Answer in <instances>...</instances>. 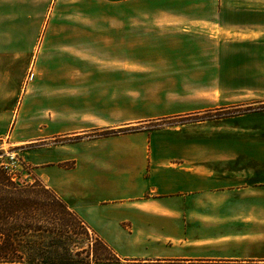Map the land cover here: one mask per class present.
<instances>
[{"label":"crops","instance_id":"1","mask_svg":"<svg viewBox=\"0 0 264 264\" xmlns=\"http://www.w3.org/2000/svg\"><path fill=\"white\" fill-rule=\"evenodd\" d=\"M140 1L0 0V138L82 135L38 178L119 259L105 264H264V108L84 137L264 105V0H217L196 30L156 34L149 47L174 52L191 92L126 102L108 58L141 48L140 17L119 13Z\"/></svg>","mask_w":264,"mask_h":264},{"label":"rangeland","instance_id":"2","mask_svg":"<svg viewBox=\"0 0 264 264\" xmlns=\"http://www.w3.org/2000/svg\"><path fill=\"white\" fill-rule=\"evenodd\" d=\"M45 2L49 3L50 0H45ZM216 2L217 0H141L126 7L124 11H119L122 16L124 14V17H140L141 19V25L138 26L141 48L134 53L125 49L122 51V57L108 58V65L119 66L118 70L123 71V93L126 102L131 99H153L155 101L180 99L182 96L185 97L186 92H191L188 89L183 91L179 87V82L184 81V77L183 74L177 73L179 67L170 60L175 55L174 52L170 50L167 52L164 48L152 49L149 47V43L156 34H164L172 27L178 31L185 28L196 30L198 26L190 25V21L212 18L216 12ZM107 12L109 16H117L115 8L110 7ZM126 28L133 27L128 26ZM132 54L134 55L132 56ZM262 107L264 105L246 106L243 109L261 110ZM218 111V109L206 111L196 116H184L170 121L133 123L126 127H121L124 123H120L117 128L113 129L103 126L88 131L84 137L93 139L107 131H115L116 134H121L144 129L151 130L153 127H165L169 124L184 123L203 117H208L206 119L210 120V117L223 114ZM230 112H234L233 115H236L237 109H231ZM123 130L126 131L122 132ZM81 138H83L82 135H72L56 137L45 142L15 146L10 143L9 137H5L0 138V154L7 151L13 157V159L7 157V160L14 171L13 173L17 175V180L32 181L39 177L40 172L49 171L51 175L56 174V146L78 142L82 140ZM71 165V163L65 164L68 167ZM49 237L45 234L36 238L24 239V244L28 247L24 264H52L55 261V255H47L45 258V256L38 254L40 249L48 248L52 241ZM32 249H35V252L31 251ZM65 249L66 251H64ZM83 249L90 252V262L96 264L93 253H97L101 257V247L96 242V236L73 214L66 213L63 215L56 202V264H61L62 261L66 262L67 259L70 260L68 262L75 263L81 258H85L86 253L81 252V256L76 254ZM97 264H105V262Z\"/></svg>","mask_w":264,"mask_h":264},{"label":"trees","instance_id":"3","mask_svg":"<svg viewBox=\"0 0 264 264\" xmlns=\"http://www.w3.org/2000/svg\"><path fill=\"white\" fill-rule=\"evenodd\" d=\"M231 109H237V112H235L237 114L254 110L252 108L243 109V107H233ZM231 109H218V112L223 114L210 117V119L231 116L234 114V112H230ZM204 118L195 120H206L208 117ZM124 131L126 130L122 132ZM116 133L115 131H107L101 135L110 136ZM16 177V174L0 167V263H24L26 250L28 251L24 239L28 237L36 238L46 234L50 236L49 238L52 241L47 249H40L38 254L45 256V258H47V255H55V261L52 264H56V202L63 215L71 213L78 220L80 218L69 209L63 200L58 198L53 189L39 178H34L32 181H20ZM82 224L85 226L83 222ZM96 242L101 247V257L97 253H93L96 264L112 263L119 260L112 249L98 237H96ZM31 251L35 252V249ZM81 252L86 253L87 256L75 263H70L68 262L70 260L67 259L66 262L62 261L61 264H92L90 262V252L83 249L76 252V254L81 256Z\"/></svg>","mask_w":264,"mask_h":264},{"label":"built area","instance_id":"4","mask_svg":"<svg viewBox=\"0 0 264 264\" xmlns=\"http://www.w3.org/2000/svg\"><path fill=\"white\" fill-rule=\"evenodd\" d=\"M7 157L13 159L12 156L7 151H3V154H0V167L9 171L10 173H13V169L10 167V164L7 160ZM15 174V173H14Z\"/></svg>","mask_w":264,"mask_h":264}]
</instances>
